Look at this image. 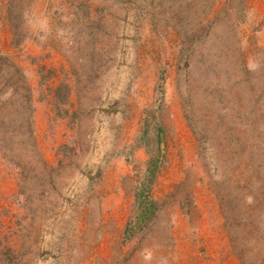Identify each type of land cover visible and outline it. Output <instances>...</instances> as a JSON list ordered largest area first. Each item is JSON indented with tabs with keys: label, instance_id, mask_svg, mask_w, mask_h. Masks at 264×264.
<instances>
[{
	"label": "rangeland",
	"instance_id": "374dc122",
	"mask_svg": "<svg viewBox=\"0 0 264 264\" xmlns=\"http://www.w3.org/2000/svg\"><path fill=\"white\" fill-rule=\"evenodd\" d=\"M260 175L264 0H0V264H264Z\"/></svg>",
	"mask_w": 264,
	"mask_h": 264
},
{
	"label": "bare ground",
	"instance_id": "6f19581e",
	"mask_svg": "<svg viewBox=\"0 0 264 264\" xmlns=\"http://www.w3.org/2000/svg\"><path fill=\"white\" fill-rule=\"evenodd\" d=\"M218 10V9H217ZM8 28V27H7ZM175 31V30H174ZM173 35V34H172ZM4 48V47H3ZM153 52V51H152ZM148 61V60H147ZM172 77V76H171ZM182 114L180 111H174V118L170 119L168 112L165 110L163 112V118L166 121L167 126L170 128V133H175V143L178 147H182L183 150L180 151V158L179 160L176 159V155L178 154V150L176 148H172L171 154L167 156V164L164 168V172L171 177V180L175 182L176 180L183 179V183L181 185V189L176 193V196L170 201L173 204V208H177L180 203H183L185 195H187L188 191L190 190V179H195V173L188 172L187 178L184 179V175L186 174L185 171L188 169L185 162L189 160H196L199 159V151L197 148V143L195 137L187 130V126L185 125ZM171 123H175L177 127L173 129L170 125ZM186 131V135H183ZM178 140V142L176 141ZM245 145V144H244ZM224 147V146H223ZM232 148V147H231ZM260 157V156H259ZM264 178L263 175H260L257 179L258 182L262 181ZM189 179V181H186ZM161 178L159 177L158 182H160ZM206 185L205 183H203ZM202 186V185H200ZM174 187L173 184L166 185L163 187V190H172ZM174 191V190H173ZM212 192V191H211ZM214 193V192H212ZM173 213H176L172 210ZM219 213V212H218ZM194 216V214H193ZM251 216H255L254 211H252ZM226 235L229 237L228 232L225 231ZM158 240L155 238L153 242H157ZM134 242V240L132 241ZM152 242V239L146 240L143 243L136 244L134 249L136 251L135 254L130 256V261L125 264H158L156 259L159 255H164L165 247L164 246H156ZM151 250V258L144 259L142 252L144 250ZM166 252V251H165Z\"/></svg>",
	"mask_w": 264,
	"mask_h": 264
}]
</instances>
